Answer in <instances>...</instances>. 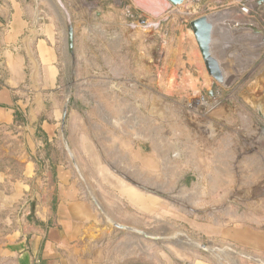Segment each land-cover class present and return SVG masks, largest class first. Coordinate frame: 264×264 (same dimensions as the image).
Instances as JSON below:
<instances>
[{"label":"rangeland","instance_id":"374dc122","mask_svg":"<svg viewBox=\"0 0 264 264\" xmlns=\"http://www.w3.org/2000/svg\"><path fill=\"white\" fill-rule=\"evenodd\" d=\"M60 1L74 28L73 58L52 7L40 1L39 11L42 24L58 23L66 99L72 91L63 134L49 140L39 123L34 134L26 122L0 128V243L28 226L56 224L64 171L92 215L75 232L68 226L60 264H264V251L236 240L242 226L264 231L257 225L264 219V137L251 143L264 130V44L225 42L220 54L212 50L227 78L221 84L208 74L191 26L211 15L212 22H238L233 31L219 27L221 38L264 33V0ZM133 150L156 167L143 166ZM26 158L34 163L30 189L12 199ZM114 180L155 197L151 209L131 204ZM38 190H47L53 206L47 221L38 214Z\"/></svg>","mask_w":264,"mask_h":264},{"label":"crops","instance_id":"0c3cea01","mask_svg":"<svg viewBox=\"0 0 264 264\" xmlns=\"http://www.w3.org/2000/svg\"><path fill=\"white\" fill-rule=\"evenodd\" d=\"M40 1H45L52 7L58 16V22L66 30L69 16L67 18L65 7L56 0H53L54 5L50 0H5L0 4V20L2 21V25H0V128H8L14 124L15 111L18 110L25 118L26 129L31 130V133L34 134V129H31V126H36L39 123L49 140H52L63 134L62 118L66 91L61 83V65L56 45L59 36L58 23L55 24L52 21L42 24L44 18L39 11ZM243 11L246 12L244 9ZM210 17L212 16L210 15ZM212 20L216 27L212 46L215 55L222 52L225 42L241 47L264 44V33L254 28L250 29L245 36L236 37L232 41L228 38H221L222 36L217 33L219 27L228 25L232 30L234 22L235 24L238 22L227 17L221 20L212 18ZM36 24H39L40 33L30 43L36 60L35 64L28 56L22 40ZM76 41L77 39H75V44ZM220 61L223 62L221 59ZM222 65L225 64L222 63ZM261 70L263 73L264 67ZM259 79L264 81V75ZM243 118H250V116L244 113ZM121 130V133L126 136V139L123 140V147L127 149V155L128 151L130 155L131 150L128 149L127 138L130 135V128L124 126ZM260 137H264V130L252 135L251 143L257 142ZM221 142L224 140L221 139ZM29 147L32 154L37 151L35 144H30ZM118 149L114 147L113 150L117 151ZM138 152L144 157L143 162L134 156ZM132 154L134 159L139 160L143 166L156 167L155 163L141 151L133 150ZM23 174L24 178L17 180L14 184V190L10 196L12 199L22 198L25 191L30 189L27 182L34 177V163L27 158ZM133 176L136 177V173ZM70 178L64 171L61 173L58 195L63 207L59 209L60 214L55 216L56 224L46 228L36 225L28 226L24 232L10 235L4 239L0 243V264H60L65 261L61 258V252L66 248L69 237L72 236V230L75 232L80 223L92 215L91 207L83 198L79 199L76 183L68 184ZM2 181H4V176H0V182ZM155 182L158 183L156 180ZM115 183L114 180L112 184ZM40 191L35 196L38 200V214L42 221H47L54 216L53 206H50V202L47 201V190ZM140 193L144 199L152 198ZM121 195L142 210L151 209V207L146 209L148 201L134 202L125 195ZM64 210L66 212H63ZM72 222L74 223L73 227ZM70 223L72 230L71 227L68 228ZM263 223L264 219L262 218L257 222V225ZM240 229L238 234L240 238L236 240L241 241V245L256 251H264V231H255L244 226Z\"/></svg>","mask_w":264,"mask_h":264},{"label":"water","instance_id":"95a60500","mask_svg":"<svg viewBox=\"0 0 264 264\" xmlns=\"http://www.w3.org/2000/svg\"><path fill=\"white\" fill-rule=\"evenodd\" d=\"M60 5H62V2L60 0H56ZM172 5H177L181 3L184 0H169ZM50 2L54 5V1L50 0ZM63 6V5H62ZM66 16L68 18V13L66 12ZM192 26V32L195 37L196 43L198 45V48L200 50L203 62L205 64L206 70L208 74L214 78L217 82L221 84H225L227 78L225 77V74L222 70V67L220 65V62L214 57L212 53V43H213V35H214V23L210 20V17L208 15L199 17L191 22ZM38 36L37 30H32L28 34H26L22 40V44L25 47V50L30 57L31 61L36 64V60L34 58V55L31 50L30 43ZM66 43H67V51L70 54V56L74 57V28L72 25V22L68 18V22L66 25ZM72 91L71 89L68 92L67 99L64 104V110H63V118L62 123L63 126L65 124V120L68 113V107L70 103ZM264 118V115H263ZM116 226L119 227H125L127 226L118 225L113 223ZM185 264H190L186 262Z\"/></svg>","mask_w":264,"mask_h":264},{"label":"bare ground","instance_id":"6f19581e","mask_svg":"<svg viewBox=\"0 0 264 264\" xmlns=\"http://www.w3.org/2000/svg\"><path fill=\"white\" fill-rule=\"evenodd\" d=\"M148 1V0H147ZM139 2V1H138ZM141 2V1H140ZM144 2V1H143ZM139 4V3H138ZM143 4V3H142ZM141 4V5H142ZM150 4V3H149ZM154 4V3H152ZM144 5L146 6L147 4L144 3ZM143 5V7H144ZM149 6V5H148ZM214 31H215V24H214ZM213 44V43H212ZM226 77V76H225ZM134 156H136V158H140L142 160V162L145 160L144 157L138 152L136 153ZM109 173V172H108ZM103 174V173H102ZM110 174V173H109ZM116 183L114 184V186H116L119 190V192L123 195H125L126 197L129 198V200L134 201V202H141V201H149L151 203L155 202V198H142L143 195L139 192V190H137L136 188H134L133 186L128 185L127 183L120 181V180H115ZM121 186V187H120ZM114 190V189H113ZM115 191V190H114Z\"/></svg>","mask_w":264,"mask_h":264},{"label":"trees","instance_id":"16d2710c","mask_svg":"<svg viewBox=\"0 0 264 264\" xmlns=\"http://www.w3.org/2000/svg\"><path fill=\"white\" fill-rule=\"evenodd\" d=\"M23 123H25V118H23L22 114H21L18 110H16V111H15V120H14V124H15L16 126H18V125H21V124H23Z\"/></svg>","mask_w":264,"mask_h":264}]
</instances>
